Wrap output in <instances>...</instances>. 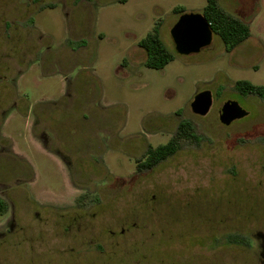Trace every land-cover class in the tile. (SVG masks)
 Returning <instances> with one entry per match:
<instances>
[{
    "label": "rangeland",
    "instance_id": "obj_1",
    "mask_svg": "<svg viewBox=\"0 0 264 264\" xmlns=\"http://www.w3.org/2000/svg\"><path fill=\"white\" fill-rule=\"evenodd\" d=\"M218 2L249 37L226 52L213 34L181 55L173 8L201 12L206 0H0V264H98L90 240L100 227L125 229L107 233V264H182L179 251L198 250L183 231L206 224L219 235L264 233V96L235 88L264 85V0ZM156 23L174 53L162 69L145 66L137 44ZM202 90L212 104L196 115L190 102ZM226 100L247 115L220 123ZM181 122L193 136L136 170ZM256 250L236 244V264Z\"/></svg>",
    "mask_w": 264,
    "mask_h": 264
},
{
    "label": "trees",
    "instance_id": "obj_2",
    "mask_svg": "<svg viewBox=\"0 0 264 264\" xmlns=\"http://www.w3.org/2000/svg\"><path fill=\"white\" fill-rule=\"evenodd\" d=\"M125 1V0H120ZM173 11L178 14L184 12L181 7H174ZM201 13L209 23L213 32L219 36L226 52L232 51L236 46L245 41L250 35L247 22L225 11L218 0H206ZM138 46L144 50L145 66L153 69H162L167 63L174 59V53L166 47L160 36V24L156 23L151 30L138 41ZM236 90L242 95L264 96V85L255 84L248 80H237ZM195 133L191 124L179 123L173 136L163 144L148 146L141 158L137 159L136 169L138 171L150 169L162 160L173 155L180 147V139L190 138ZM6 210V203L0 198V214ZM237 236L236 240H240Z\"/></svg>",
    "mask_w": 264,
    "mask_h": 264
},
{
    "label": "flooded vegetation",
    "instance_id": "obj_3",
    "mask_svg": "<svg viewBox=\"0 0 264 264\" xmlns=\"http://www.w3.org/2000/svg\"><path fill=\"white\" fill-rule=\"evenodd\" d=\"M136 163H137V159H136ZM98 197L100 201L103 200L100 197V195ZM72 205L74 206L75 204H72ZM67 207H71V205L68 204ZM62 209L67 210L68 208H60V207L58 208V210H62ZM35 214L37 215V212H35ZM56 222H57L56 224H58V228L63 229V231H65V233L62 231L63 234H67L68 232H71L72 229L70 226L61 225V227H59L60 226L59 220L58 221L56 220ZM12 224L13 223L11 220L8 230L12 229V226H13ZM206 225L207 227L202 228L201 230L197 228H189L188 230L183 231V233L185 232L186 234L188 232L189 234H193V233L196 234L198 240L194 241L193 243L197 245L198 250L196 251V255L193 254L194 253L193 251L192 252L186 251L187 248H185L184 251L182 252L179 251V253L184 254L183 259H185V261H183L182 264H236V258H235L236 244L244 245L248 249H257L256 255L254 258L255 259L258 258L259 264H264V233L258 232L254 236H249V237L242 236L240 237V240H236L237 235H236L235 230H228L227 232H224V234L222 233L221 235H219V233L218 232L216 233L214 229L215 225L213 224H206ZM23 229H25L26 231L25 226H23ZM204 230H206L205 234L209 236L208 240L206 241H204V237H203L204 235H201L204 233ZM124 232H125L124 227H121L120 229H115V230L113 229L107 230L103 227H100V230L96 232V234L93 235V238L94 237L95 238L94 239L91 238L92 240H90V242H93L92 246L95 248V252H98L99 255H101L100 263L98 264H107V261L105 262V259H103V251L107 250V247L104 246L103 241L106 240L107 233L110 234L112 237L118 238V236L122 235ZM56 233L59 234V230L56 231ZM0 234L2 233L0 232ZM74 238H76V235ZM116 243H118V241ZM25 244L27 243L25 242ZM171 244L172 243H170L169 245L170 247H172ZM117 245L119 244L114 245V248L116 247L119 248V246ZM169 246H166V247H169ZM27 247L31 249V247H29L28 244H27ZM158 247L160 246L158 245ZM204 249L206 250L204 251ZM257 255L258 257H256ZM251 256L252 254H250V256L248 257H245L243 264H252L254 261V258ZM133 264H137V261H135Z\"/></svg>",
    "mask_w": 264,
    "mask_h": 264
},
{
    "label": "water",
    "instance_id": "obj_4",
    "mask_svg": "<svg viewBox=\"0 0 264 264\" xmlns=\"http://www.w3.org/2000/svg\"><path fill=\"white\" fill-rule=\"evenodd\" d=\"M170 35L175 52L187 55L207 47L211 43L213 32L201 12H183L170 28ZM211 104V92L202 90L194 95L190 108L194 114L205 115ZM246 115L247 110L237 101L226 100L219 108L218 119L223 125H229Z\"/></svg>",
    "mask_w": 264,
    "mask_h": 264
}]
</instances>
